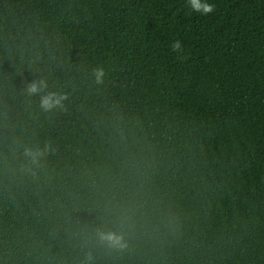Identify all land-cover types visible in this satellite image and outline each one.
Returning <instances> with one entry per match:
<instances>
[{"label":"trees","instance_id":"1","mask_svg":"<svg viewBox=\"0 0 264 264\" xmlns=\"http://www.w3.org/2000/svg\"><path fill=\"white\" fill-rule=\"evenodd\" d=\"M211 2L0 0V264H264V0Z\"/></svg>","mask_w":264,"mask_h":264},{"label":"clouds","instance_id":"2","mask_svg":"<svg viewBox=\"0 0 264 264\" xmlns=\"http://www.w3.org/2000/svg\"><path fill=\"white\" fill-rule=\"evenodd\" d=\"M186 6L191 13H198L202 16H208L215 11V4L211 0H186ZM171 50L174 53L180 54L183 52L182 44L179 40L174 41L170 45ZM96 81L102 82L104 76V71L102 68H98L94 71ZM35 91V86L31 89ZM60 103V100L54 96H48L42 99V106L45 108L55 107ZM27 156H30L35 162L36 158L39 156V152H33L27 150L25 153ZM98 239L105 245L114 249H121L125 247V242L122 236L118 235L115 232H101L98 234Z\"/></svg>","mask_w":264,"mask_h":264}]
</instances>
